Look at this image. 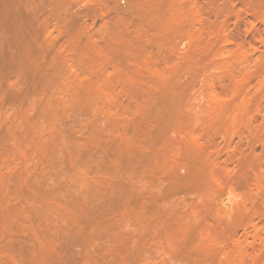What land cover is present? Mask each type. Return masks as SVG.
<instances>
[{
  "label": "rangeland",
  "instance_id": "374dc122",
  "mask_svg": "<svg viewBox=\"0 0 264 264\" xmlns=\"http://www.w3.org/2000/svg\"><path fill=\"white\" fill-rule=\"evenodd\" d=\"M0 264H264V0H0Z\"/></svg>",
  "mask_w": 264,
  "mask_h": 264
},
{
  "label": "bare ground",
  "instance_id": "6f19581e",
  "mask_svg": "<svg viewBox=\"0 0 264 264\" xmlns=\"http://www.w3.org/2000/svg\"><path fill=\"white\" fill-rule=\"evenodd\" d=\"M192 139H193V141H194L195 143H199V142H198V139H199V138H197V137H193Z\"/></svg>",
  "mask_w": 264,
  "mask_h": 264
}]
</instances>
